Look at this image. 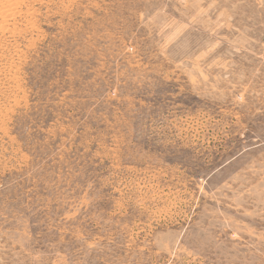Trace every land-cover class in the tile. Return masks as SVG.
I'll return each mask as SVG.
<instances>
[{
    "label": "rangeland",
    "instance_id": "obj_1",
    "mask_svg": "<svg viewBox=\"0 0 264 264\" xmlns=\"http://www.w3.org/2000/svg\"><path fill=\"white\" fill-rule=\"evenodd\" d=\"M0 264H264V0H0Z\"/></svg>",
    "mask_w": 264,
    "mask_h": 264
}]
</instances>
